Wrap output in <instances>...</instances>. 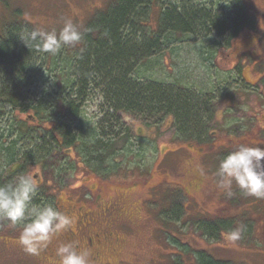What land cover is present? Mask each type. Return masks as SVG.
<instances>
[{"label":"rangeland","instance_id":"374dc122","mask_svg":"<svg viewBox=\"0 0 264 264\" xmlns=\"http://www.w3.org/2000/svg\"><path fill=\"white\" fill-rule=\"evenodd\" d=\"M114 1L0 0V32L22 21L34 29L59 31L62 19L71 17L83 33L87 23ZM246 2L254 16L253 28L245 30L230 47H218L216 36H178L176 44L140 64L142 75L136 72L144 81L167 86L183 82L178 85L214 92L216 114L210 128L215 138L189 147L176 140L169 121L152 129L153 120L125 114L126 125L144 137L127 145L118 143V150L125 148L117 155L118 175L100 178L78 170L65 178L69 188L59 197L74 224L38 256L20 246L19 228L0 221V264H58L55 249L59 243L76 241L87 249L88 236L93 240L91 264H195L199 252L217 261L264 264V202L245 196L235 186L234 195L227 196L216 187L215 175L219 161L239 144L264 147V0ZM153 9L154 28L161 8L156 5ZM62 49L58 53L62 51L65 57L60 58L61 69L56 73L50 72V63L36 65L39 80L34 79V90L53 87L58 80L54 77L61 72L64 79L70 77L75 52L70 47ZM236 66L241 69L234 73ZM104 105L103 95L97 91L85 102L72 127L81 126L86 138L98 134L99 122L107 111ZM39 173L34 167L27 174L34 177ZM43 177L50 179L49 175ZM177 209L178 216L174 213ZM84 213L91 214L88 228H82ZM220 219L237 224L247 220L250 233L236 245H229L221 236L223 231L218 238H211L199 230L200 220Z\"/></svg>","mask_w":264,"mask_h":264},{"label":"trees","instance_id":"16d2710c","mask_svg":"<svg viewBox=\"0 0 264 264\" xmlns=\"http://www.w3.org/2000/svg\"><path fill=\"white\" fill-rule=\"evenodd\" d=\"M156 5L161 15L153 28L151 14ZM253 22L246 0H115L87 23L79 47H70L75 52L70 77L64 79L61 72L54 77L58 80L53 87L41 91L32 87L38 77L36 65L50 63V72L56 73L65 53H45L32 42L27 46L19 36L34 29L27 22L8 25L0 32V185L39 166L50 179L44 178L46 187L38 189L35 202L57 207L50 183L62 188L65 178L81 168L101 178L117 176V155L125 149L118 150V143L127 145L144 137L134 135L122 114L153 120L154 127L172 120L174 137L183 144L210 142L216 114L214 92L178 85L183 82L167 86L144 81L137 75H142L139 66L176 44L178 36H216L218 47H229L253 28ZM214 57L215 53L212 61ZM97 91L107 111L98 134L86 138L82 127L75 129L72 123ZM174 213L178 216V209ZM205 221H199V230L211 238L237 224L232 219ZM241 223L246 226L243 237L248 236L247 220ZM196 255L195 264H235L217 261L205 252Z\"/></svg>","mask_w":264,"mask_h":264},{"label":"clouds","instance_id":"9594fccd","mask_svg":"<svg viewBox=\"0 0 264 264\" xmlns=\"http://www.w3.org/2000/svg\"><path fill=\"white\" fill-rule=\"evenodd\" d=\"M59 31L43 27L24 30L19 36L40 51L55 55L64 47H77L84 34L71 17L63 18ZM216 187L227 196L234 195V186L245 196L264 200V147L239 144L219 161ZM37 180L31 174H21L14 182L0 185V221L13 229L19 228L18 242L25 252L40 255L62 233L69 231L74 218L50 203H36ZM246 226L237 224L223 231L226 244L236 245ZM58 264H91V252L76 241L61 242L55 249Z\"/></svg>","mask_w":264,"mask_h":264},{"label":"flooded vegetation","instance_id":"af4514ba","mask_svg":"<svg viewBox=\"0 0 264 264\" xmlns=\"http://www.w3.org/2000/svg\"><path fill=\"white\" fill-rule=\"evenodd\" d=\"M243 34V33H242ZM242 34L241 35H239L232 43H234L239 37H241L242 36ZM232 43H231V45H232ZM230 45V46H231ZM229 46V47H230ZM237 67V66H236ZM241 68L240 67H237L233 72L235 73V71L236 70H240ZM238 72H240V71H238ZM245 84L246 85H251L252 87H253V85L252 84H250L249 82H246L245 81ZM169 121V123L170 122H172V120H168ZM154 125V123H152V129L153 128H155L156 129V127H158V126H156V127H154L153 126ZM159 125V124H158ZM164 125V124H163ZM169 126L171 127V129H172V133H173V136H174V131H173V128H172V125H170L169 124ZM131 128V130H132V127H130ZM133 131V133H137V134H139L138 133V130H137V132L135 131V130H132ZM142 131V130H141ZM215 136H216V134L214 135V133H213V135L211 136L212 138H211V141L215 138ZM210 141V142H211ZM210 142H208V143H210ZM208 143H205V144H208ZM183 144V143H182ZM205 144H202V145H205ZM184 145H187V144H184ZM187 146H189V147H194V146H198V145H192V146H190V145H187ZM34 167H36L37 169H40V167L39 166H31V167H29L28 169H27V173L29 172V170L31 169V168H34ZM80 170H84V171H86V172H89V170L88 169H85V168H81ZM40 172L41 173H39L38 175L36 174V175H34V178L37 180V183H38V185H39V187H38V189H40V188H42V187H46V183H45V179H44V177H43V172L41 171V169H40ZM26 173V174H27ZM90 173V172H89ZM91 174V173H90ZM41 176L43 177V178H41ZM101 178V177H100ZM65 184V183H64ZM69 184L68 183H66L62 188H57L56 186H54L52 183H50L49 184V188H50V194H52L53 196H54V198H55V200H58V204H57V207L59 208V210H61V211H63V212H65L64 211V208L62 207V200H61V198L59 197V194L62 192V191H64V190H66V189H68L69 187ZM90 217H91V214H89V213H84V221H83V224H82V228H88V227H90L92 224H91V220L92 219H90ZM105 217V216H104ZM105 221H109L108 220V218H106L105 219ZM96 237L97 238H99V234L98 235H96ZM106 238H107V236H106ZM98 242L100 241L99 239L97 240ZM87 243H88V247H87V249L88 250H90V246L91 245H93V240L92 239H90L89 238V236H88V241H87Z\"/></svg>","mask_w":264,"mask_h":264},{"label":"water","instance_id":"95a60500","mask_svg":"<svg viewBox=\"0 0 264 264\" xmlns=\"http://www.w3.org/2000/svg\"><path fill=\"white\" fill-rule=\"evenodd\" d=\"M122 116H123V118H124V120H125V122H126V117H125V114H122Z\"/></svg>","mask_w":264,"mask_h":264}]
</instances>
